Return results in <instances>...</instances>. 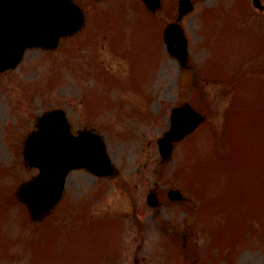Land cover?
<instances>
[{
  "label": "rangeland",
  "instance_id": "obj_1",
  "mask_svg": "<svg viewBox=\"0 0 264 264\" xmlns=\"http://www.w3.org/2000/svg\"><path fill=\"white\" fill-rule=\"evenodd\" d=\"M80 1L87 14L86 27L77 36L82 39L89 32L96 10L103 8V4ZM193 1L194 11L181 22L189 41V61L193 65V82L188 91L182 83L179 61L169 55L164 47L161 50L159 37L158 26L162 30L175 17L177 0H163L156 20L142 8L134 13L124 7L122 11L103 10L99 14V18L94 21L97 29L116 26V32L122 35L120 28L125 25L130 28V38L121 36V43L113 48L124 58V62L113 51L110 53L107 45L94 52L93 65L108 72L114 71L112 79L110 78L114 88L108 89L111 87L108 86L104 93L96 91L99 85L94 79L86 80L88 74L79 65H75L76 71L73 64H68L71 61L67 57L70 53L68 48L73 45V40L68 39L58 50L49 53L41 51L42 54H47L40 55L41 58L38 54L40 51H29L16 68L0 73V167L4 168L0 184L8 186L9 190L16 189L19 183L34 174L35 171L23 163V137L33 128L36 116L53 107L66 109L74 130L87 127L100 132L118 172L113 178L101 179L86 171H72L66 181L64 199L54 214L38 225L25 223L20 240H12L16 242L11 247L14 251L12 257L3 259L0 264L31 263L27 242L36 231L42 232L47 239L60 238L54 227L62 225L66 228H62L61 234H72L69 229V226L72 227L71 223L79 226L74 218L85 216L78 211L83 210L80 205L87 207L86 195L95 196L100 189L103 196L101 191L99 197L89 199L86 216L118 218L125 215V219L121 216L125 220L124 241L114 260L111 261L105 253L106 256L96 255L85 264H134V257H137L138 264H176V260L188 261L191 238V244H195L192 248L203 264H264V202H258L260 210L253 211L257 206L256 202L262 197L264 199V186L256 177L264 169V59L253 54L248 56L251 44L246 37L240 38V47L236 45V55L227 57L225 54L223 64L215 67L213 72L208 71L207 79H201L196 70L213 56L207 54L212 49L206 46V38L213 30L208 29L207 37H204L201 12L222 10L224 17L227 11L223 7L231 9L237 3L238 8L246 5L247 14L261 21H255V28L251 27L257 33L264 31V13L254 10L251 0ZM98 4L99 8H96ZM235 10L233 14H236ZM230 13L232 12L229 11L228 16ZM250 16L249 19H252ZM127 19L129 21H125ZM142 21L147 24H142ZM221 21L218 18L215 24L213 18L212 23L220 29L223 24ZM252 37L254 35L250 38ZM109 47L112 49L111 43ZM256 50L257 48L254 49ZM244 58L246 59L242 61ZM61 65H65L63 67L66 69ZM50 75L55 77L54 82H49ZM255 84L259 85L260 98L253 94L245 96L248 92L253 93ZM85 88L89 90L85 95V102L92 113L88 112L81 101ZM239 94H244L245 97L241 98ZM187 99L206 113L207 121L186 140L175 144L171 156L162 161L156 140L169 126L170 109ZM104 105L109 108L105 109ZM251 117L259 125L249 124L253 122ZM239 119L241 124L238 123ZM223 133L226 134L222 135ZM248 136L251 142L257 141V144L245 146L242 138ZM232 150L241 153L245 164H233L234 174L241 172L236 180L238 187L227 186L221 191L223 198L226 197L228 201L234 195L233 201L226 204L229 207L227 211L231 213L234 210L232 216H229L225 213V203L221 205L218 193L211 189L214 185H221L219 182L209 184L207 179L210 178V167L213 164L221 169L222 162L231 163L226 157H229ZM231 174L223 171L220 177L231 179ZM205 183L209 184V189L201 186ZM150 187L155 188L159 200L157 208L146 203L145 194ZM170 187L183 190L197 202L210 199L213 204L198 208L196 203L197 206L193 207L199 213L198 217L197 213L193 216L191 206L168 203L165 194ZM202 188L203 191L200 192ZM3 191L0 189V198L6 195ZM79 201V205H75ZM247 202L252 204L253 212L246 205L244 208L241 206ZM71 205L75 207L76 213L70 211ZM17 207L16 201L0 202V211L11 210L8 219L24 217ZM172 227H177V232L172 231ZM88 229L86 236L79 242L71 237L64 238V247L69 249L61 252L60 248L48 262L39 264L84 263L94 254L101 253V249L108 248V243L101 248L92 243L101 241V235H91ZM164 230L172 231L168 238H165ZM181 231L186 235H182ZM173 250L184 253L174 255Z\"/></svg>",
  "mask_w": 264,
  "mask_h": 264
},
{
  "label": "water",
  "instance_id": "obj_2",
  "mask_svg": "<svg viewBox=\"0 0 264 264\" xmlns=\"http://www.w3.org/2000/svg\"><path fill=\"white\" fill-rule=\"evenodd\" d=\"M143 1L150 9H155L160 4L159 0ZM46 9L44 40H41L42 37L23 39L17 52L0 57V69L13 66L26 46L40 43L54 45L59 36L73 33L82 24V13L70 0H47ZM191 9L190 0H179L177 20ZM164 38L169 49L184 63L186 39L181 27L177 23L168 24L164 30ZM173 43L176 44L175 49L172 48ZM204 119L205 116L194 111L189 104L174 109L172 126L159 139L163 157L170 154L173 140L182 138ZM37 125L38 129L29 134L25 141L23 154L30 165L39 168L40 173L23 184L17 192L18 197L27 203L33 219H41L60 198L69 169L85 166L99 175L113 172L101 138L88 130L77 136L72 135L62 110L43 114L38 118ZM168 194L171 198H182L178 190H171Z\"/></svg>",
  "mask_w": 264,
  "mask_h": 264
},
{
  "label": "trees",
  "instance_id": "obj_3",
  "mask_svg": "<svg viewBox=\"0 0 264 264\" xmlns=\"http://www.w3.org/2000/svg\"><path fill=\"white\" fill-rule=\"evenodd\" d=\"M251 120H252L253 122H249V124H254L255 126H256V125H259L258 122H255V120H253L252 117H251ZM239 121H240V120H239ZM240 123H241V122H240ZM255 126H254V127H255ZM244 127H245V126H243V128H244Z\"/></svg>",
  "mask_w": 264,
  "mask_h": 264
},
{
  "label": "flooded vegetation",
  "instance_id": "obj_4",
  "mask_svg": "<svg viewBox=\"0 0 264 264\" xmlns=\"http://www.w3.org/2000/svg\"><path fill=\"white\" fill-rule=\"evenodd\" d=\"M263 13H264V11H263V10H261L260 14H263Z\"/></svg>",
  "mask_w": 264,
  "mask_h": 264
}]
</instances>
